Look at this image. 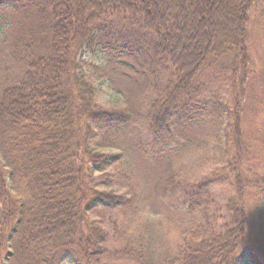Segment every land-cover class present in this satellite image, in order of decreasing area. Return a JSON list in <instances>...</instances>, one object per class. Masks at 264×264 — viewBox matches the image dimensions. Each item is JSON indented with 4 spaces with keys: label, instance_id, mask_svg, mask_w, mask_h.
Listing matches in <instances>:
<instances>
[{
    "label": "trees",
    "instance_id": "1",
    "mask_svg": "<svg viewBox=\"0 0 264 264\" xmlns=\"http://www.w3.org/2000/svg\"><path fill=\"white\" fill-rule=\"evenodd\" d=\"M254 4L0 0V8L17 13L1 44L8 64L0 67V154L27 197L11 195L0 165V264H148L137 228L143 203L132 189L100 188L128 179L115 170L121 155L98 149L130 126L133 110L95 101L92 84L78 71L81 52L113 56L130 72L127 83L151 86L154 96L138 119L153 143L149 147L159 150L147 155L192 135L201 118L220 150L218 158L207 159L203 174L163 179L188 220L177 228L173 257L162 264H240L246 251L253 264H264L244 248L248 234L256 239L264 229V214L254 230L248 218L264 195V171L258 172L264 170V139L259 146L242 142L239 107ZM257 77L251 84L255 96L245 103L260 106L251 118L252 136L264 134V122L258 123L264 116V65ZM145 150L138 149L135 158L141 160ZM163 155L149 165L161 166ZM169 205L175 204L168 201L165 211Z\"/></svg>",
    "mask_w": 264,
    "mask_h": 264
},
{
    "label": "rangeland",
    "instance_id": "2",
    "mask_svg": "<svg viewBox=\"0 0 264 264\" xmlns=\"http://www.w3.org/2000/svg\"><path fill=\"white\" fill-rule=\"evenodd\" d=\"M16 14L9 7L0 8V67L8 64V60L5 59L2 52L3 46L1 44L7 30L11 27V22L16 20ZM247 45L249 49V61L246 67L248 78L244 84V89L246 86L244 99L242 103H239L243 115L241 140L251 146H259L261 140L264 139V134L252 136L249 128L256 126L251 118L257 114L253 111L257 110L258 112L260 106L259 103H245L252 93L255 96V92L251 90V84L255 85L259 82L257 76L264 65V0H255V4L249 10ZM114 58L105 53L90 55L86 52H81L76 57L78 71L86 76L92 84L95 101L99 105L106 108L120 109L130 106L133 110L131 112L133 121L116 141L112 145L106 144L99 149L97 148L100 153L121 155L123 161L117 163L115 170L126 174L128 179L117 180V182L114 180L112 184L104 183L100 188L103 191L115 193H127L129 189H132V192L143 203L137 228L142 233L143 241L146 244L148 251L147 263L162 264L163 259L173 257L178 236L177 228L181 223L185 226L188 220L185 212L186 208L177 206L181 205V202L176 201L177 198L173 194L174 190L170 189L172 188L170 184H165L163 179L178 177L187 180L203 174L208 169L204 168L207 159L210 156L217 157L220 150L214 148V141L207 134V121L201 118L198 123L197 121L194 123L192 135L178 144L167 145L161 149L159 154L164 152V155L160 158L161 166H150V160L159 154L152 157L147 153L152 150L157 152L159 147H149L153 143L149 141V137L143 130L141 121L138 119V112L149 105L150 99L154 95L148 92L149 87H151L149 83H127L128 78L126 75L130 72L124 70ZM2 70L3 68H0V76L4 74L1 73ZM136 77L142 79L133 75L132 80ZM231 120L233 121V118ZM263 122L264 116L259 119L258 123L263 125ZM257 129L261 130L260 127H257ZM144 147L147 149L145 150ZM140 148H143L145 153L142 154V157L138 155L141 158V160H138L135 158V152ZM1 154L0 165L5 169L11 195L16 199L25 201L27 197L23 186L15 177L10 175L11 170ZM228 156L230 158L231 153ZM263 171L258 170L260 174ZM168 201H170V204L174 203L175 205H169L165 211V204ZM262 210L264 211V195L259 201L258 207L249 211L248 218L249 222L253 224V230L260 227L258 226L260 216L264 214ZM183 217H185L184 221L181 222ZM259 229L263 230L262 234L258 233L260 232ZM259 229L256 232V239L248 234L246 239L248 245L244 248L256 252L264 261V229ZM244 248L241 249L240 255H242ZM243 256L240 264H253L247 251ZM3 261V264H7L6 260ZM63 264H72V261L65 260Z\"/></svg>",
    "mask_w": 264,
    "mask_h": 264
}]
</instances>
